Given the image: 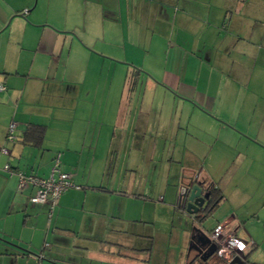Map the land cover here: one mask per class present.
I'll list each match as a JSON object with an SVG mask.
<instances>
[{
    "label": "crops",
    "instance_id": "0c3cea01",
    "mask_svg": "<svg viewBox=\"0 0 264 264\" xmlns=\"http://www.w3.org/2000/svg\"><path fill=\"white\" fill-rule=\"evenodd\" d=\"M0 86V264H185L190 177L264 264V0H0Z\"/></svg>",
    "mask_w": 264,
    "mask_h": 264
},
{
    "label": "built area",
    "instance_id": "2783aa9c",
    "mask_svg": "<svg viewBox=\"0 0 264 264\" xmlns=\"http://www.w3.org/2000/svg\"><path fill=\"white\" fill-rule=\"evenodd\" d=\"M3 86H0V91L4 90ZM15 123H10L6 132V141L13 143ZM1 153L8 154L6 149H1ZM60 157L57 155L54 158L53 166L50 171V175L47 178H37L33 176H24L21 173L13 172L8 166H4V171L11 175H17L19 183L18 190H22L28 185H32L35 188V193L30 197L29 201L33 205L49 204L50 210L53 209L59 196L73 185L70 181V175L63 173L59 170ZM211 240L218 248V256L224 261L229 262L234 256H243V252L246 250V243L233 236H226L222 229L218 226L211 233Z\"/></svg>",
    "mask_w": 264,
    "mask_h": 264
},
{
    "label": "trees",
    "instance_id": "16d2710c",
    "mask_svg": "<svg viewBox=\"0 0 264 264\" xmlns=\"http://www.w3.org/2000/svg\"><path fill=\"white\" fill-rule=\"evenodd\" d=\"M44 129L38 126H30L24 133L25 142H30L33 145H39L42 141ZM199 184L202 189L209 193V202L206 209L200 212L199 215L189 216L193 219L191 226L189 247L195 251L192 259L188 260L185 264H227L217 254L218 248L211 240V233L214 231H206L203 229L204 223L212 217L214 210L217 208L218 203L223 199L221 192L212 182L201 181L198 178L190 177L186 181H182L179 188L178 200L181 201L180 195L183 189L189 184L190 187L194 184ZM201 237V239H200ZM214 246L213 248L211 246ZM250 251L246 248L243 252V264H252L248 261Z\"/></svg>",
    "mask_w": 264,
    "mask_h": 264
},
{
    "label": "water",
    "instance_id": "95a60500",
    "mask_svg": "<svg viewBox=\"0 0 264 264\" xmlns=\"http://www.w3.org/2000/svg\"><path fill=\"white\" fill-rule=\"evenodd\" d=\"M179 195V193H178ZM181 198V207L189 216L199 215L204 211L209 202V193L204 191L199 184L190 187L188 184L184 189ZM214 247L213 245L211 246ZM243 256H234L227 264H243Z\"/></svg>",
    "mask_w": 264,
    "mask_h": 264
},
{
    "label": "rangeland",
    "instance_id": "374dc122",
    "mask_svg": "<svg viewBox=\"0 0 264 264\" xmlns=\"http://www.w3.org/2000/svg\"><path fill=\"white\" fill-rule=\"evenodd\" d=\"M196 174V173H195ZM238 207L237 206H234V210H236ZM210 222L211 223H213V221H212V219H210V220H207L206 222H205V224H204V226H203V229L205 230V229H209V227H210ZM190 223L191 222H188V225L190 226ZM187 250H188V254H190V256H189V260L190 259H192L193 257H194V255H195V251L192 249V248H190L189 246L187 247Z\"/></svg>",
    "mask_w": 264,
    "mask_h": 264
}]
</instances>
